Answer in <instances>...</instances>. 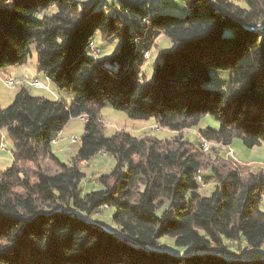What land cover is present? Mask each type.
<instances>
[{
	"label": "trees",
	"instance_id": "1",
	"mask_svg": "<svg viewBox=\"0 0 264 264\" xmlns=\"http://www.w3.org/2000/svg\"><path fill=\"white\" fill-rule=\"evenodd\" d=\"M107 1L0 0V69L26 64L36 46L39 70L74 94L52 100L20 86L10 106L0 103V130L14 145L13 164L0 170V264H264L241 256L243 246L264 247V173L212 165L216 147L204 151L182 133L211 115L220 128L200 130L202 139L264 143V0H183L186 17L152 9V0ZM149 27L171 40L151 81L138 68ZM97 33L120 51L96 57ZM213 69L231 72L227 89L205 86ZM105 104L179 134L109 137ZM83 115L86 134L64 163L51 144ZM98 153L116 166L99 177L100 190L84 192L81 166ZM205 165L216 183L210 196L200 194ZM107 207L114 230L93 219ZM163 238L193 250L146 247ZM229 242L240 255L226 252Z\"/></svg>",
	"mask_w": 264,
	"mask_h": 264
},
{
	"label": "rangeland",
	"instance_id": "2",
	"mask_svg": "<svg viewBox=\"0 0 264 264\" xmlns=\"http://www.w3.org/2000/svg\"><path fill=\"white\" fill-rule=\"evenodd\" d=\"M87 4L94 2L95 0H81ZM105 3V0H101ZM110 4H115L120 6V0H108ZM243 4L242 2H240ZM152 9L159 10L160 13H169L172 15L186 17L189 14V10L186 8L183 0H152ZM145 40L148 42L147 50L144 51L146 46L142 43L139 44L141 52H145L146 56L144 60H140L138 63L139 74L145 76L147 80L151 81L153 78V71L158 63L162 62V55L164 52L168 51L171 47V40L164 33L154 35V31L151 27L146 30ZM144 45V46H143ZM151 47L149 48V46ZM93 53L96 57L106 58L112 56L120 51V42L116 39H104L101 33H97L94 37V45L91 46ZM29 63L31 65L22 66L17 73V76L26 75L33 80V70L37 63V50L36 46L32 48V55L29 58ZM10 68V67H9ZM7 71L0 69V103L3 108H6L12 104L14 100V95L20 90V86L7 87L5 81L7 77ZM211 80L205 83V86L209 88H215L220 90H225L229 86L231 79V72L228 70H211ZM15 78L19 79V77ZM46 82L54 91L56 95H52L49 90L29 87L30 94L32 96H39L40 93H46V98L48 99H63L70 102L74 94L70 92H60L54 83L41 78ZM45 97V96H44ZM101 122L104 127V134L111 137L119 131H127L136 137H142L149 135L157 139L165 140L171 139L179 133L173 132L167 128L161 127L155 119L149 120H135L120 110L113 108L110 104H105L100 112ZM86 120L82 117L71 118L65 128L56 135L54 138L51 149L54 155H56L62 162L69 163L71 159L76 155L81 139L86 134ZM220 121L215 119L211 115L204 116L197 126L190 129L184 130L182 133L185 139L190 140L196 146H200L204 151V141L199 131L206 128L219 129ZM208 141V140H207ZM212 142V141H211ZM215 146L219 154H210L211 159L209 163L212 165H217L220 168L232 169L237 163L240 167H245L246 171L253 172H263L264 173V143L260 146H255L254 148H248L244 145L240 138H234L231 147H221L219 144L213 142L211 147ZM232 149L235 153L237 160L234 161L229 155L228 150ZM14 145L10 139L6 129L0 130V170H6L9 168L14 161ZM235 162V163H234ZM117 159L111 155L105 153H98L92 157L89 161L84 162L81 166L82 171L85 173V178L83 179L81 186L84 192H90L93 190H100L102 186L99 182V177L103 174H109L113 168L116 166ZM32 166V165H30ZM210 170L207 165L205 169L201 171V179L198 181L201 184L200 194L203 196H210L215 188V180L210 178ZM209 180H205L206 177ZM264 202V200H263ZM113 208H104L93 215V219L97 220L104 228L111 230L115 229L116 226L113 222ZM171 218H175L173 211L169 213ZM160 245L167 247L169 250L177 249L180 251L191 250L189 247H178L173 239L163 238L159 241ZM226 252L232 255H240L248 259H261L264 258V247L260 249H248L243 246V250L239 251V246L237 243L229 242L226 244ZM193 250V249H192Z\"/></svg>",
	"mask_w": 264,
	"mask_h": 264
},
{
	"label": "built area",
	"instance_id": "3",
	"mask_svg": "<svg viewBox=\"0 0 264 264\" xmlns=\"http://www.w3.org/2000/svg\"><path fill=\"white\" fill-rule=\"evenodd\" d=\"M5 85L7 87L27 86V87H38V88H43V89L49 90V86L48 85L42 83L38 79L31 80L29 77H23V78H21L19 80H16L14 77H8L6 79V81H5ZM81 117L84 118L85 120H88V116L87 115H83ZM203 140H205V139H203ZM212 145H213V142H211L209 140L208 141L207 140L204 141V147H205L204 149L205 150H209ZM227 153L234 161L237 160V157H236L235 153L233 152V150L231 148L228 150ZM235 167L239 168V165L237 163H235ZM198 178H199V180H202L200 171L198 173ZM146 247L152 249L154 247H161V245H160L159 242H156L155 244H147Z\"/></svg>",
	"mask_w": 264,
	"mask_h": 264
},
{
	"label": "crops",
	"instance_id": "4",
	"mask_svg": "<svg viewBox=\"0 0 264 264\" xmlns=\"http://www.w3.org/2000/svg\"><path fill=\"white\" fill-rule=\"evenodd\" d=\"M25 65H31L29 63V61L24 64V65H20V66H14V67H8V68H5L4 70L7 71V77H20V76H17V73L19 72V69L22 67V66H25ZM35 71V73L33 74V79H38L42 82L41 78H45V80L47 79L46 76L39 70V67H38V64L36 63V66L34 67L33 69ZM28 75V74H26ZM28 77V76H27ZM49 81V80H48ZM51 82V81H50ZM44 84L48 85L46 82L43 81ZM52 83V82H51ZM49 86V85H48ZM49 92L52 94V95H56L55 94V91L49 86ZM40 97H47L46 96V93H40L38 94ZM15 96V95H14ZM1 100V98H0Z\"/></svg>",
	"mask_w": 264,
	"mask_h": 264
}]
</instances>
